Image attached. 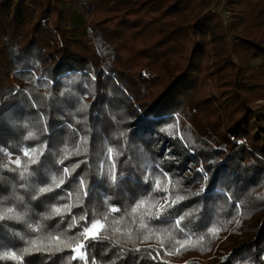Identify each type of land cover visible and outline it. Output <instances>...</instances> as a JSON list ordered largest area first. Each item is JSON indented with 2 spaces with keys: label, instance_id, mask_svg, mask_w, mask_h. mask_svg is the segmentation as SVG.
Here are the masks:
<instances>
[{
  "label": "trees",
  "instance_id": "trees-1",
  "mask_svg": "<svg viewBox=\"0 0 264 264\" xmlns=\"http://www.w3.org/2000/svg\"><path fill=\"white\" fill-rule=\"evenodd\" d=\"M257 1L0 0V257L264 264Z\"/></svg>",
  "mask_w": 264,
  "mask_h": 264
},
{
  "label": "rangeland",
  "instance_id": "rangeland-1",
  "mask_svg": "<svg viewBox=\"0 0 264 264\" xmlns=\"http://www.w3.org/2000/svg\"><path fill=\"white\" fill-rule=\"evenodd\" d=\"M260 1H257V3L252 7L254 9V13H256L255 19L256 20H260L264 18V14L261 13L259 14L260 11H262L263 9V4H258ZM211 8L214 12L218 13L220 16V19L222 20L224 26H226L227 28H229L230 25V20H229V11L228 8L224 2V0H210V4L209 7ZM228 31V30H227ZM228 40L231 43V47L229 48L230 51V56L234 59L237 60V56H236V52L233 51V44H234V37L232 34L229 33L228 36ZM214 46H220L221 47V43H216V45ZM211 61H213V57L210 58ZM258 63V61H253V64ZM212 68L214 67L211 63ZM214 96L213 99L217 100L220 97V93H219V86H218V80L216 78V76L214 78H206V86L205 88H203L201 96ZM218 102V101H217ZM262 102V101H259ZM165 203V201H164ZM99 223L100 228L98 229V232L100 231V229L102 228V223L100 221H95L93 222L89 228H91V226L95 223ZM79 253L80 249H79ZM81 255L83 256V252L81 253Z\"/></svg>",
  "mask_w": 264,
  "mask_h": 264
},
{
  "label": "snow or ice",
  "instance_id": "snow-or-ice-1",
  "mask_svg": "<svg viewBox=\"0 0 264 264\" xmlns=\"http://www.w3.org/2000/svg\"><path fill=\"white\" fill-rule=\"evenodd\" d=\"M33 135V133H31V132H29L28 133V137H31ZM26 139H27V137H26ZM34 151V150H33ZM110 152H111V150H109ZM23 155L24 156H28L29 155V152L26 150L24 153H23ZM41 155H43V153H41ZM16 163L17 164H19V160H17L16 161ZM32 163L33 164H36V163H38V161L37 160H33L32 161ZM65 173L67 174V169H65ZM23 175V174H22ZM111 181L113 182V183H115L116 182V180H117V175H116V172H115V162L113 161V170H112V173H111ZM64 183V181H61V184H63ZM80 185H81V188L83 189V191H84V195H85V197H87V195H88V190H87V187H85V184H84V180H83V178H81L80 179ZM58 187H59V185H58ZM48 191H50V189H47V188H40V190H39V193H46V192H48ZM175 203H177L176 201H173L172 202V204L174 205ZM166 207H167V205L165 206V208H162V209H160L158 212H157V214H156V219H160V216H161V214L165 211V209H166ZM113 210H115V209H113ZM55 211L57 212V213H59L60 212V209H55ZM12 212V209H8V213H11ZM2 219H4V216H0V220H2ZM100 228V225H99V223L97 222V223H95V224H93L92 226H91V228H86L85 229V233H86V235H85V241H87V240H89V239H95L96 237H97V235H98V229ZM84 245L83 244H81V245H78L77 246V248H75V249H72L71 251H72V253H73V258L74 259H76L77 258V256H79L80 255V253H79V249L80 248H82ZM4 257H9V258H11V259H13V260H20L21 261V264H23V258L22 257H18L17 256V254L16 253H4V256L3 257H0V258H4Z\"/></svg>",
  "mask_w": 264,
  "mask_h": 264
}]
</instances>
